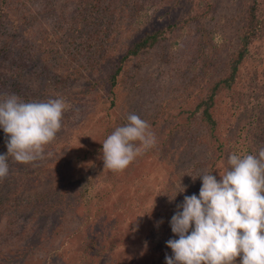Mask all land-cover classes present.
Wrapping results in <instances>:
<instances>
[{"label":"rangeland","instance_id":"obj_1","mask_svg":"<svg viewBox=\"0 0 264 264\" xmlns=\"http://www.w3.org/2000/svg\"><path fill=\"white\" fill-rule=\"evenodd\" d=\"M251 1L0 0L1 78L9 77L25 102H66L61 130L43 159L19 165L9 158V175L0 182V264H73L78 251L70 247L81 242L80 228L101 239V223L119 233L115 250L100 264H166V254L173 255L166 242L178 239L170 226L177 205L199 196L202 179L192 176L212 172L219 180L228 138L235 139L254 115L258 128L253 123L244 131L260 143L252 144L254 154L264 148V30L248 45L236 75L240 111L233 116L220 104L210 134L203 108L195 110L237 57ZM258 5L262 16L264 0ZM187 14L192 18L178 25ZM162 28L164 39L137 55L127 53ZM129 114L151 125L157 143L125 170L112 172L104 169L99 147ZM7 139L0 128V155L7 154ZM89 173L102 175L115 193L91 227L62 202L79 201ZM96 252L89 257L102 255Z\"/></svg>","mask_w":264,"mask_h":264},{"label":"clouds","instance_id":"obj_2","mask_svg":"<svg viewBox=\"0 0 264 264\" xmlns=\"http://www.w3.org/2000/svg\"><path fill=\"white\" fill-rule=\"evenodd\" d=\"M65 108L62 98L25 102L16 94H0V128L8 137L0 182L9 175L10 157L22 164L44 158L45 146L61 130ZM127 121L102 143L104 169L123 171L157 143L146 120L129 114ZM219 174V180L212 172L192 176L202 179L199 196H185L177 205L170 226L178 239L166 242L173 253L166 254V264H235L237 257L240 264H264V148L230 154Z\"/></svg>","mask_w":264,"mask_h":264},{"label":"trees","instance_id":"obj_3","mask_svg":"<svg viewBox=\"0 0 264 264\" xmlns=\"http://www.w3.org/2000/svg\"><path fill=\"white\" fill-rule=\"evenodd\" d=\"M88 1V0H87ZM92 5H95L97 3V0H89ZM246 14L244 17L243 22V30L240 32L239 37H241V47L237 53L236 58H231V60L228 63V72L224 77H221L209 89L208 94H205L204 97L201 99V101L196 105L195 110L202 107L200 117L204 120V124L208 128V131L210 134L213 133L216 127L217 118L219 117V106L220 104H224L229 112L232 113L234 116L235 113L237 114L241 107L240 103L238 102L240 99V93L236 89L237 81V72L239 70V66L243 61L244 55L246 53L248 45L254 40L256 36L262 35V31L264 30V13L261 16L259 11V5L258 0H252L251 3L247 5L246 8ZM192 16H189L188 14L186 17L181 20V22L177 23L178 25H183V23L187 22ZM175 26H178V25ZM56 25V24H55ZM165 28L162 29H156L154 31L146 33L144 36L139 38L137 41H135L130 49L128 50V54L130 55H137L141 50L150 48L154 45L155 42L158 40H162L165 37ZM62 38V37H61ZM119 72L118 68L113 71L112 80H111V86H113L112 83L115 81L116 74ZM12 76V74H10ZM238 76V75H237ZM0 94H16L14 92V89L16 87L12 88V83L8 80H11L8 78H1L0 76ZM6 89L4 93H1L2 86ZM109 87V88H110ZM114 91L109 92L110 100H114ZM224 94L222 97L221 95ZM218 95V96H217ZM228 95V96H227ZM215 98V99H214ZM235 112V113H234ZM257 115H254V117H251V119H247L245 122H242L239 126L238 132L235 135V139L231 140L228 138L226 145H227V151L224 152V156L227 158L230 154L236 153L240 155L244 154H254L256 151L255 147L253 149V143L260 144L259 142H256L257 139L251 136V134H248L244 130L249 127H254L252 125L253 123L256 124V128H258V123L254 122L256 121ZM209 125V126H208ZM220 128L222 126H219ZM248 131V130H247ZM249 132V131H248ZM253 134H256L254 131H252ZM260 135H262L260 133ZM221 145V146H220ZM222 145H225L223 141L220 143L218 142V146L222 148ZM102 149V145L99 147ZM98 148V150H99ZM19 165H27L15 162ZM102 177V175H101ZM98 177V175L94 173H89L88 178H84L81 180L82 186L81 191L82 195L79 198V201L72 204L71 202H66L63 200L64 206L73 207L74 210H79V212L83 215L82 217V224L83 226H87L89 224H92L93 222L98 223V219L100 216H103L106 214V211L101 210V206L105 205L109 202V199L111 196H113L114 190L110 183H107L105 181H102V178ZM100 178V179H97ZM123 219L119 220V224L121 225ZM95 224V223H94ZM102 224V223H101ZM97 226L101 227L102 231L101 234H103L105 237L101 239H96V234H90L85 235V228H80L81 230V242L76 245L74 244L72 247H70V251H78L77 257L74 258L73 264H87V260H89V264H100L102 257L104 255L107 256V254H110L115 250L116 247V233H119V231L115 230V227L113 225H108L107 227H104V225ZM90 226V225H89ZM91 227V226H90ZM113 229L115 230L113 232ZM95 235V236H93ZM133 234H126L124 237L132 236ZM86 236V237H85ZM89 236H92L91 239H88ZM115 238V241H113ZM139 238V237H138ZM114 242V244H113ZM99 250V254L93 258L89 257L93 252H96ZM101 252V253H100ZM97 253V252H96ZM110 257V256H109Z\"/></svg>","mask_w":264,"mask_h":264}]
</instances>
